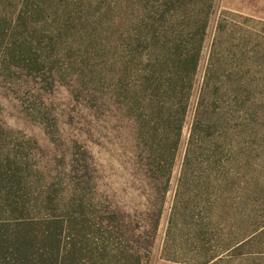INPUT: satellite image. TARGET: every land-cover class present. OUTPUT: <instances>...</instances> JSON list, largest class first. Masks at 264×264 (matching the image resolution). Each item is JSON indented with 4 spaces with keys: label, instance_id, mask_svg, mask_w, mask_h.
Returning a JSON list of instances; mask_svg holds the SVG:
<instances>
[{
    "label": "rangeland",
    "instance_id": "1",
    "mask_svg": "<svg viewBox=\"0 0 264 264\" xmlns=\"http://www.w3.org/2000/svg\"><path fill=\"white\" fill-rule=\"evenodd\" d=\"M194 53L157 166L138 93ZM20 188L38 248L105 229L148 264H264V0H0V196Z\"/></svg>",
    "mask_w": 264,
    "mask_h": 264
},
{
    "label": "trees",
    "instance_id": "2",
    "mask_svg": "<svg viewBox=\"0 0 264 264\" xmlns=\"http://www.w3.org/2000/svg\"><path fill=\"white\" fill-rule=\"evenodd\" d=\"M179 60L181 65L178 64L180 67L175 75V82L172 78L167 80L162 76L163 74H157L159 76L156 77L152 74L146 80V87L138 93L143 92L148 98L150 92L159 89L157 96L162 101L159 110L162 124L151 127L148 123L149 128L145 135L147 146L151 151L150 157H153V162L157 166H161L164 162L171 167L174 163L193 90V82L188 78V73L193 76L196 72L199 53L184 59L180 57ZM187 64H191L189 69ZM138 94L134 98L135 102L138 101ZM147 100L150 101L149 98ZM147 104L146 102L145 106H142L139 102L141 107L139 109L134 106L132 117L144 121L148 119L146 122H149ZM170 113H176L177 116L170 118ZM193 133L194 129L192 137ZM19 184L24 187L23 182L19 181ZM21 191L20 188V194L15 195L14 200L0 196V207H8L2 208L4 212H1L10 215L7 218L0 216V264H148L139 252L130 249L122 242H113L114 232L105 229H101V238L90 235L86 243L81 245L75 241L66 242V236L62 231L53 240L51 238L47 242L43 240L45 246L38 248L34 241H31L38 237L32 236V232L29 231L32 225L29 209L27 210L30 199L24 198ZM87 255H91L92 260H86Z\"/></svg>",
    "mask_w": 264,
    "mask_h": 264
}]
</instances>
